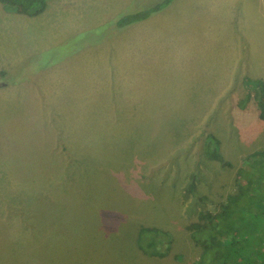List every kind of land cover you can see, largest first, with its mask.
<instances>
[{"label": "rangeland", "instance_id": "374dc122", "mask_svg": "<svg viewBox=\"0 0 264 264\" xmlns=\"http://www.w3.org/2000/svg\"><path fill=\"white\" fill-rule=\"evenodd\" d=\"M43 1L32 18L0 2V264H194L187 225L217 211L242 159L264 149L243 76L219 70L239 47L264 74V0L260 34L238 21L253 0L234 14L228 0H171L146 36L113 19L163 0ZM196 37L216 55L210 78L179 61ZM209 132L223 162L205 158ZM142 226L169 233L165 256L138 246Z\"/></svg>", "mask_w": 264, "mask_h": 264}, {"label": "trees", "instance_id": "16d2710c", "mask_svg": "<svg viewBox=\"0 0 264 264\" xmlns=\"http://www.w3.org/2000/svg\"><path fill=\"white\" fill-rule=\"evenodd\" d=\"M0 2L21 14L38 13L45 5L43 0ZM169 2L171 0H163L138 11L117 15L113 19L115 31L148 18ZM242 78L247 92L240 103L254 97L257 116L264 121V82L248 76ZM219 146V138L207 133L203 145L205 158L223 162ZM235 185V192L227 195L217 211L200 210L196 219L187 225L190 237L201 248L194 264H264V149L242 159L236 171ZM168 237L169 233L163 229L142 226L138 246L150 256L162 257L167 254L168 247L164 249L158 244L163 240L166 242Z\"/></svg>", "mask_w": 264, "mask_h": 264}, {"label": "crops", "instance_id": "0c3cea01", "mask_svg": "<svg viewBox=\"0 0 264 264\" xmlns=\"http://www.w3.org/2000/svg\"><path fill=\"white\" fill-rule=\"evenodd\" d=\"M55 0H50V2L47 1V4L54 2ZM238 0H228V5L231 8V12L235 11V4H237ZM65 2V1H63ZM66 3V2H65ZM255 3L256 0L252 1V5H251V9L250 12L252 15L255 14L256 12V7H255ZM47 6V5H46ZM46 6L44 8V10L40 13H43L44 11H46ZM229 13V14H230ZM249 13H244V18H239L238 21L241 22L242 26L244 27L245 31H243V34L245 35V33H248L250 31H252L253 33L256 32L258 34H260V27L259 30L257 28V26H260V23L257 19V17L255 15H251ZM24 17H35L36 15L33 14H29L23 15ZM146 22H149L150 24H147ZM138 23V22H137ZM139 23H142L141 25H143V30L142 31V36L144 34V36H146V29H150V26L154 27L159 23V18L158 16H151L148 17L147 19H144L143 21H139ZM259 24V25H258ZM134 25V24H133ZM77 27V26H76ZM73 27V28H76ZM185 28L187 26H184ZM133 29V28H131ZM130 30H128V28L126 29L127 32V38H131ZM235 34V33H234ZM149 35V41H150V34ZM239 35V34H238ZM252 40V45L255 46L256 45V36H254V38H251ZM204 41V39L202 40H197V37L195 39H192L191 41H189L188 43H181L180 45V52L182 53L181 58H179L180 63L187 69L188 74L190 76H202L205 78H210L211 76H214L215 73V65L214 63L216 62V55L213 53L212 55L210 53H205L207 52H211L209 50V48L207 47V45L204 43L202 44ZM205 42V41H204ZM191 44L196 46V50L191 49ZM148 46V42L145 40L143 43V54H142V60H144V58H146V47ZM190 49V52L196 53L199 52L201 53L199 54H188L187 50ZM252 51H255V48L250 49ZM246 53L249 54V49H247ZM231 57H233V59H228L224 62L223 68L220 66L219 70L223 71V75H232L233 71L234 72H238L237 76L242 77V76H248V77H253V78H259V79H263L264 80V74L263 73H258L259 71V67H254L253 68V60L250 61H245L242 60L241 58V54H240V50L239 47L238 48H233L230 53ZM250 55V54H249ZM148 76V75H146ZM230 87V82H222L220 85V88L218 89L219 93H224L225 91H227Z\"/></svg>", "mask_w": 264, "mask_h": 264}]
</instances>
